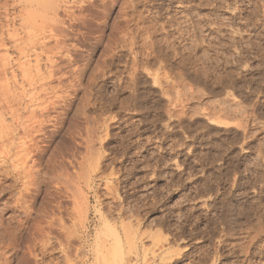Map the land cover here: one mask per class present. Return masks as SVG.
I'll use <instances>...</instances> for the list:
<instances>
[{
	"label": "rangeland",
	"instance_id": "1",
	"mask_svg": "<svg viewBox=\"0 0 264 264\" xmlns=\"http://www.w3.org/2000/svg\"><path fill=\"white\" fill-rule=\"evenodd\" d=\"M73 1L61 4L84 12L64 16L65 29L74 57L88 64L79 82L62 83L70 102L57 124L47 123L58 127L50 149L67 152L78 140L80 158L89 136L104 156L93 182L82 184L88 226L85 240L81 228L74 232L73 262L96 264L107 220L124 247L122 226L131 224L139 249L148 247V264H264V0H85L83 7ZM28 7L0 0V40L7 43L0 60L11 61L8 82L0 74V99L3 93L26 99L13 43L25 35L21 15ZM52 178L42 175L38 207ZM1 194L0 221L14 222L18 213L2 206L10 194ZM53 245L37 264H66ZM14 258L10 264H32L22 253Z\"/></svg>",
	"mask_w": 264,
	"mask_h": 264
},
{
	"label": "bare ground",
	"instance_id": "2",
	"mask_svg": "<svg viewBox=\"0 0 264 264\" xmlns=\"http://www.w3.org/2000/svg\"><path fill=\"white\" fill-rule=\"evenodd\" d=\"M84 1L74 0L73 2L77 4L80 2L81 5ZM18 2L23 3L25 9L29 6V9L21 15L25 35L18 39L15 38L13 43L14 48L19 52L20 62L17 67L22 74V79L26 82L25 87L23 86L25 95L22 93V97L25 96L26 99L24 101L23 98H20L21 95L18 96L16 93H12L15 96L3 93L4 98L0 99V194H10L6 200L1 198L4 201H2L4 210L8 209L14 213H18L12 216V219H15L14 222L11 221L9 223L8 221L5 224L3 220L0 221V264H10L15 259L14 257L20 253H22L23 257L31 260L27 261V263L32 262V264H37L39 259L43 261L42 258L47 252L54 251V248H52L54 246L53 242H57L59 245L60 251L63 253L64 259H66V264H77L73 262V257L77 252L71 251V247L74 246H72V240L75 235L74 232H77L76 228L78 230L79 228L82 229L81 235L78 236L79 239L85 240L89 215L86 204L88 201L86 202L85 196L83 197L82 184L84 183L89 186L93 182L95 173L100 170L101 158L104 156H102L101 150H99L101 147L97 148L95 146V148L92 143L94 141L89 136L87 138L91 139V143H89L87 138L83 139L87 151L80 158L76 156V148L83 144L78 140L75 141L76 146L71 147V145V148L69 147L70 151L52 153L50 149V141L52 139L50 140V138L53 134L57 133L56 129L58 127L54 128V130L50 129L47 123L53 120V124H57L62 118L60 109H64L70 102V99L68 98V100L62 91L63 85H65H62V83L65 82L66 78L74 83L79 82V77L87 63V60L85 61L84 59L82 60L84 61L83 63H79L74 57L73 51L76 48V44L72 42V39V41L69 39L70 34L65 29L66 25L63 18L64 16H68L71 20H74L84 11L81 12V8L77 7L79 9L78 13V11H75V6L72 8V5L68 6L67 3L66 6H63L61 0H18ZM80 5L78 6L83 7ZM0 41V46H6L7 43L3 37ZM8 59V55H5L3 56V61L0 60L3 62L0 74L5 75L3 79L7 80V82L9 76L7 77L8 68H5L7 67L5 63L7 64L10 61ZM9 70L13 74L12 77H16V71L14 69ZM70 81L68 82L70 83ZM3 86L5 85L3 84ZM2 91L4 90L1 89ZM52 112H56V114H52ZM51 116L52 119L50 118ZM75 137L74 135L73 138ZM100 137L102 140L103 136ZM90 144L93 145L91 146ZM93 154L96 155L94 159L92 157ZM43 173H51L53 178L49 186H46L45 195L48 199H45L42 205L38 207L37 198L43 192ZM111 173L115 174L114 172ZM113 175L111 174V176ZM10 179L13 183L10 181L12 184H7L6 181ZM105 188L109 192H112L111 190L114 189L113 186L109 185V182L106 183ZM6 190H9V192H6ZM62 197L68 198L71 203L68 206L65 204V206L63 201L60 200ZM65 212L73 220L74 227L72 225V229L65 223ZM105 221L106 232H104L106 238L100 237L103 240L99 239L95 244L94 259L96 260V264H109L110 261H113L114 264H148V247L144 245L146 248L142 249V251L139 249L137 244L138 234H135L134 230H131V224H124L122 226L125 239L128 242V246L124 247L125 245L123 246L122 243L123 238L121 239L118 230L112 227L107 220ZM60 233L65 235H62L63 239L65 237L64 240L61 239ZM140 235L142 236V234ZM109 237H112V242H110ZM38 249H40L39 252H37ZM71 252L75 255L72 256ZM40 255L41 257H39ZM163 261L165 262L164 259Z\"/></svg>",
	"mask_w": 264,
	"mask_h": 264
}]
</instances>
